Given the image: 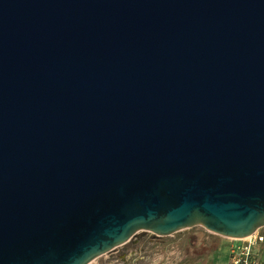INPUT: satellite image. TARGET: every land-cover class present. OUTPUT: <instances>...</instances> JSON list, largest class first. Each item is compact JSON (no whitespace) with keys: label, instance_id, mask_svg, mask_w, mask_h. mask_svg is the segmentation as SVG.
Returning a JSON list of instances; mask_svg holds the SVG:
<instances>
[{"label":"water","instance_id":"95a60500","mask_svg":"<svg viewBox=\"0 0 264 264\" xmlns=\"http://www.w3.org/2000/svg\"><path fill=\"white\" fill-rule=\"evenodd\" d=\"M196 225L264 226V0H0V264Z\"/></svg>","mask_w":264,"mask_h":264},{"label":"rangeland","instance_id":"374dc122","mask_svg":"<svg viewBox=\"0 0 264 264\" xmlns=\"http://www.w3.org/2000/svg\"><path fill=\"white\" fill-rule=\"evenodd\" d=\"M256 232L264 234V226ZM246 238H231L209 231L201 225L167 236L138 231L127 243L88 264H214L227 246L243 245ZM259 264H264V244L254 247Z\"/></svg>","mask_w":264,"mask_h":264},{"label":"built area","instance_id":"2783aa9c","mask_svg":"<svg viewBox=\"0 0 264 264\" xmlns=\"http://www.w3.org/2000/svg\"><path fill=\"white\" fill-rule=\"evenodd\" d=\"M247 241L243 245H235L232 249L234 264H258L254 247L258 244H264V234L255 232L253 235L246 237Z\"/></svg>","mask_w":264,"mask_h":264},{"label":"crops","instance_id":"0c3cea01","mask_svg":"<svg viewBox=\"0 0 264 264\" xmlns=\"http://www.w3.org/2000/svg\"><path fill=\"white\" fill-rule=\"evenodd\" d=\"M233 246L232 247L227 246L226 248L221 250L220 253L216 255L214 264H234L233 257H232ZM258 262H259V259H258Z\"/></svg>","mask_w":264,"mask_h":264}]
</instances>
